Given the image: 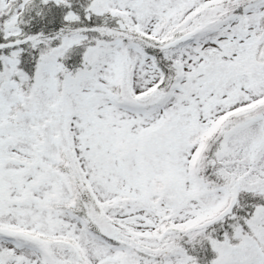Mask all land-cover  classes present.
<instances>
[{
    "label": "snow or ice",
    "instance_id": "1",
    "mask_svg": "<svg viewBox=\"0 0 264 264\" xmlns=\"http://www.w3.org/2000/svg\"><path fill=\"white\" fill-rule=\"evenodd\" d=\"M0 264H264V0H0Z\"/></svg>",
    "mask_w": 264,
    "mask_h": 264
}]
</instances>
